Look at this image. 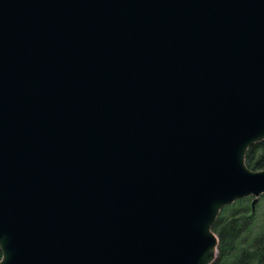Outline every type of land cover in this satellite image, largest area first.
<instances>
[{
	"label": "water",
	"instance_id": "95a60500",
	"mask_svg": "<svg viewBox=\"0 0 264 264\" xmlns=\"http://www.w3.org/2000/svg\"><path fill=\"white\" fill-rule=\"evenodd\" d=\"M263 140L264 0H0V264H212Z\"/></svg>",
	"mask_w": 264,
	"mask_h": 264
},
{
	"label": "trees",
	"instance_id": "16d2710c",
	"mask_svg": "<svg viewBox=\"0 0 264 264\" xmlns=\"http://www.w3.org/2000/svg\"><path fill=\"white\" fill-rule=\"evenodd\" d=\"M246 164L252 170L264 169V140L248 149ZM252 202V197L244 198L221 210L213 225L220 253L212 264H264V219L256 222Z\"/></svg>",
	"mask_w": 264,
	"mask_h": 264
},
{
	"label": "rangeland",
	"instance_id": "374dc122",
	"mask_svg": "<svg viewBox=\"0 0 264 264\" xmlns=\"http://www.w3.org/2000/svg\"><path fill=\"white\" fill-rule=\"evenodd\" d=\"M253 198V197H252ZM254 199V198H253ZM237 202V201H236ZM255 211L256 213V217H257V220L256 222L261 223L264 219V198H262V196L260 197L259 201L256 203L255 205V209L253 210V212ZM219 253H220V249L217 253V258L219 256ZM216 258V259H217ZM215 262V261H214Z\"/></svg>",
	"mask_w": 264,
	"mask_h": 264
}]
</instances>
